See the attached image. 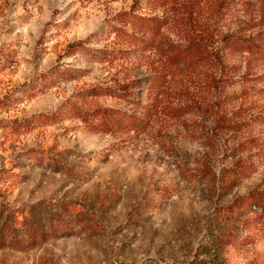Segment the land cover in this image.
<instances>
[{"label": "rangeland", "instance_id": "1", "mask_svg": "<svg viewBox=\"0 0 264 264\" xmlns=\"http://www.w3.org/2000/svg\"><path fill=\"white\" fill-rule=\"evenodd\" d=\"M131 12L164 21L153 50L115 31L141 35L117 20ZM84 41L88 51L69 52ZM249 45L264 51V0H0V227L40 202L44 214L74 203L96 227L27 252L0 246V264H216L215 239L231 229L223 207L264 192V52H241ZM187 49L197 61L172 59ZM55 67L66 73L32 96ZM96 87L115 96H84ZM153 102L141 134L89 133L71 115L28 122L69 104L137 114ZM188 105L196 112L175 117ZM238 165L249 168L235 182ZM242 236L251 244L230 249L228 264H264V231Z\"/></svg>", "mask_w": 264, "mask_h": 264}, {"label": "trees", "instance_id": "2", "mask_svg": "<svg viewBox=\"0 0 264 264\" xmlns=\"http://www.w3.org/2000/svg\"><path fill=\"white\" fill-rule=\"evenodd\" d=\"M117 20L131 24L133 27L139 29L141 35L138 32L127 33L123 29L115 28L117 34L132 47L143 51H151L154 49V39L160 34L161 28L164 26V21L157 17H145L139 14L123 13L117 17ZM148 36L149 38H145ZM87 42H81L74 44L70 47L69 52H82L88 51L85 46ZM247 51L252 53L262 54L264 51L255 45H249L243 48L241 52ZM91 58H98L97 53L91 51ZM125 51H111L103 52L101 58L111 59L109 55H113L112 59L124 58ZM178 57L172 58L177 61L178 58H182V63L186 61H197L194 57L189 58L191 51L189 49L181 51ZM185 55V56H181ZM171 59V60H172ZM181 62L179 64H182ZM63 72L58 67H55L46 73L41 74L35 79L34 83L28 87L32 91V96L42 92L38 85H43L45 88H49V84H54L55 77L63 76ZM163 78V75H158L157 79L152 82L151 88L155 89V92L159 95L162 84H158V80ZM139 83V82H138ZM86 95V96H85ZM103 95L115 96V91L110 88L96 87L90 89L84 94L86 98L100 97ZM122 99L128 100L129 95L127 92H122L118 95ZM0 106L4 107L5 104L0 102ZM198 109L200 107H197ZM196 107L193 105L179 107L175 110V117H184L196 112ZM159 107L158 102H153L142 107L141 111L137 114L128 113L117 109H94L84 110L75 105L69 104L63 106L55 113L39 115L35 118L28 120L29 125L38 126L36 124H54L62 121L67 116L79 119L84 126V130L93 134H129V133H144L150 127V124L154 117L158 115ZM42 120L43 122H40ZM38 122V123H37ZM233 124L232 126H235ZM239 125V124H237ZM247 165H238V170L235 173L234 180L244 178L247 176ZM60 172L71 176H80L75 174L71 169L60 165L58 167ZM225 186H232V184L226 183ZM149 206V201H144L141 205L136 207V211L141 213ZM56 209L50 211L48 214L43 213V203L33 204L25 211H20L21 219H19L18 213H9L7 221L0 227V246L2 248H11L16 251L27 252L37 248L39 245L47 243L50 239H59L66 236H72L77 229H80L87 233H93L96 227L91 224V219L85 213H76V207L71 202H61L55 205ZM223 215L228 219L227 222L231 229L224 231L215 239L216 250L215 258L216 264H228L226 257L230 249L241 246L246 248L251 244L248 236H242L243 233H255L258 234L264 231V192L253 191L250 194L242 195L234 199L233 202L223 207ZM55 212V213H54ZM137 213V216L139 215ZM49 215V217H48ZM45 224L43 225V223ZM48 223V225H46ZM145 264H169L160 263L156 261H149Z\"/></svg>", "mask_w": 264, "mask_h": 264}]
</instances>
